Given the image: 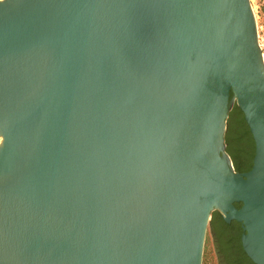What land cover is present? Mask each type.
I'll use <instances>...</instances> for the list:
<instances>
[{"label":"water","instance_id":"1","mask_svg":"<svg viewBox=\"0 0 264 264\" xmlns=\"http://www.w3.org/2000/svg\"><path fill=\"white\" fill-rule=\"evenodd\" d=\"M0 145V264H202L214 212L264 264L250 0H0Z\"/></svg>","mask_w":264,"mask_h":264},{"label":"trees","instance_id":"2","mask_svg":"<svg viewBox=\"0 0 264 264\" xmlns=\"http://www.w3.org/2000/svg\"><path fill=\"white\" fill-rule=\"evenodd\" d=\"M232 97V95H231ZM237 119V129H233L232 121ZM225 140L227 152L231 156L236 172L246 173L253 167L255 142L241 109L235 104L230 112ZM233 131V133H232ZM241 207V204H236ZM211 225L220 245V252L225 253L230 263L255 264L245 253L241 237L244 233L240 223H227L219 212L212 214Z\"/></svg>","mask_w":264,"mask_h":264},{"label":"rangeland","instance_id":"3","mask_svg":"<svg viewBox=\"0 0 264 264\" xmlns=\"http://www.w3.org/2000/svg\"><path fill=\"white\" fill-rule=\"evenodd\" d=\"M250 2L259 27L264 26V0H250ZM260 36L261 42L264 44V27L260 29ZM236 118H238L237 115L232 121L233 129L238 127ZM202 264H235L234 262L230 263L225 253L220 252V245L211 223L206 235Z\"/></svg>","mask_w":264,"mask_h":264},{"label":"built area","instance_id":"4","mask_svg":"<svg viewBox=\"0 0 264 264\" xmlns=\"http://www.w3.org/2000/svg\"><path fill=\"white\" fill-rule=\"evenodd\" d=\"M257 23V21H256ZM264 26H260L258 25L257 23V32H258V40H259V45H260V48H261V51H262V57H263V62H264V44H262L261 42V36H260V29L263 28Z\"/></svg>","mask_w":264,"mask_h":264},{"label":"bare ground","instance_id":"5","mask_svg":"<svg viewBox=\"0 0 264 264\" xmlns=\"http://www.w3.org/2000/svg\"><path fill=\"white\" fill-rule=\"evenodd\" d=\"M2 145H0V148H1Z\"/></svg>","mask_w":264,"mask_h":264},{"label":"flooded vegetation","instance_id":"6","mask_svg":"<svg viewBox=\"0 0 264 264\" xmlns=\"http://www.w3.org/2000/svg\"><path fill=\"white\" fill-rule=\"evenodd\" d=\"M231 222H233V221H231Z\"/></svg>","mask_w":264,"mask_h":264}]
</instances>
